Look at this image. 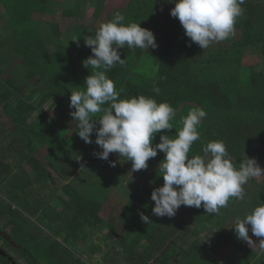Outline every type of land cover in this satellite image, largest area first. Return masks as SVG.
<instances>
[{
    "label": "trees",
    "instance_id": "obj_1",
    "mask_svg": "<svg viewBox=\"0 0 264 264\" xmlns=\"http://www.w3.org/2000/svg\"><path fill=\"white\" fill-rule=\"evenodd\" d=\"M105 1L0 0L1 196L8 197L28 213H40L41 219L51 224L64 221L63 226L52 225V232L55 236L60 235L63 241L72 240L74 246L85 240L87 234L91 239L100 233L105 239L103 244L111 239V243H107L111 244V251L109 247L106 250L114 257L123 255L127 264H148L153 256L157 257L152 260L155 264H264V254L254 248L256 242L252 240L255 243L250 246L238 239L230 226L235 223L231 220L243 219L255 207L264 204V175L260 181L256 177L250 179L243 186L244 199L230 198L219 214H207L204 209L200 212L199 232L205 230L207 221L213 220L214 235L223 236L214 246L213 254L201 241L199 247L174 244L172 235L176 231L173 226L161 234L159 220L162 217L152 213L151 193L150 201L137 192L128 198L124 211L135 210L136 213H123L121 224L124 228L118 235L110 218L102 213L106 196L100 203L92 198L91 192L85 197L84 192L80 193L66 183L61 186L66 195L64 198L50 187L48 177L55 163L49 147L57 141L56 135L61 128L62 139L66 142L72 139V142L68 145L70 150L62 144L57 145L61 152H56L60 156L58 160L62 156L70 160L89 159V153L102 150H98L94 142L85 143L74 131L75 122L70 115L74 109L69 107V98L71 90L85 89V78L93 71L82 65V61L92 55L83 37L94 36L100 24L114 18L109 15L103 19ZM159 4L168 6L162 16L155 13ZM173 6L165 0H128L119 11L125 17L123 23H139L151 30L157 46L147 50L129 49L125 45L118 49L125 63L117 64L106 74L121 99L144 95L158 103L167 102L175 110L176 116L171 121L174 127L166 135L175 136L182 126L181 118L194 108H202L207 115L197 127L200 139L193 143L189 157L203 156L202 148L207 142L223 141L235 167L239 168L240 162L249 157L255 159L264 172V0H244L243 13L237 17L233 33L206 49L194 42L177 40L182 25L178 18L170 15ZM88 7H92V19L82 21ZM61 19L70 22V26L62 30ZM234 40L237 47L231 45ZM224 42L229 44L224 46ZM247 52L258 54V64L242 63ZM145 53L158 62V72L153 76L136 71L135 66ZM154 86L159 88V95L153 91ZM3 117L6 122L1 120ZM94 119L99 127L98 118ZM69 131L70 138L65 136ZM90 138L95 141V132ZM153 140L159 142V139ZM79 148L84 149L82 155ZM158 156L164 158V153L159 150ZM23 163L29 167L28 171ZM31 188L51 189L44 195L46 200H33L29 197L30 192H34ZM49 199H59L61 209L56 210ZM12 205L9 203L10 209H13ZM142 206L148 207L138 211L137 208ZM48 210L59 214L52 218ZM63 212L74 217L80 215V218L68 221L63 218L67 214L61 216ZM140 212L152 223L141 221ZM103 229H106L105 233ZM142 237L148 244L141 243ZM176 238L181 240L183 236L176 235ZM54 242L64 252L71 253L58 240ZM91 244L89 254H99L100 244L95 241ZM139 244L145 246L144 253H149V258L142 252H135ZM222 246L229 249L219 260L215 255ZM51 252L56 255V248H51Z\"/></svg>",
    "mask_w": 264,
    "mask_h": 264
},
{
    "label": "clouds",
    "instance_id": "obj_2",
    "mask_svg": "<svg viewBox=\"0 0 264 264\" xmlns=\"http://www.w3.org/2000/svg\"><path fill=\"white\" fill-rule=\"evenodd\" d=\"M174 6L170 15L178 18L185 35L201 49L213 42L229 38L234 31L237 17L243 13L244 0H165ZM120 12L113 20L99 25L94 36L84 38L92 55L82 65L93 71L85 78L84 90L70 92V115L75 122L74 131L85 143H95L102 149L95 153L100 159L108 160L110 153L131 161V171L148 167L147 161L157 156V150L164 153L159 164L162 186L151 192L154 201L152 213L155 216L172 217L183 205L203 207L207 214H219L227 207L230 198L244 199V185L250 179L264 175L255 159L247 157L234 166L228 158L223 141L207 142L202 148L203 156L189 157L195 141L200 139L197 130L207 113L202 108L190 110L181 118V127L175 136L161 134L159 142L152 144L154 135L173 128L171 121L175 110L167 102H157L144 95L121 99L113 81L106 74L117 64L123 65L118 49L125 45L129 49L155 48L156 42L151 30L139 23L125 24ZM153 91L159 95V88ZM99 114V115H97ZM98 118L99 127L96 126ZM95 132V141L90 137ZM115 166V162H110ZM141 221L152 223L143 212ZM238 239L250 246L255 242L251 233L259 237V251L264 254V204L255 207L243 219L230 225Z\"/></svg>",
    "mask_w": 264,
    "mask_h": 264
},
{
    "label": "rangeland",
    "instance_id": "obj_3",
    "mask_svg": "<svg viewBox=\"0 0 264 264\" xmlns=\"http://www.w3.org/2000/svg\"><path fill=\"white\" fill-rule=\"evenodd\" d=\"M56 1L59 2V1H62V0H56ZM127 2H128V0H106L105 3H104V6L102 8V17H104L103 19H105V17H107L109 15H114L116 12H119L121 9H123L125 7ZM167 7H168L167 5L159 4L157 6V11L155 13L157 15H159V16H162L164 13L167 12ZM91 13H92V7H88L86 16L81 18V20L82 21H91V19H92ZM60 23H61L60 24V28L62 30L65 27L70 26L69 25L70 22L66 21L65 19H61ZM177 40L184 41V42H191L190 38H188L185 35L183 27L181 28V30L179 32ZM235 42H236V40H234V42L231 43V45L233 47H237V43H235ZM214 44H215V42L211 43L210 45L213 46ZM227 44H229V43L224 42V46H227ZM258 62H259V56H258L257 53H249V52H247L245 54V56L242 58V63L244 65H254V64H258ZM135 67H136V71L137 72H140V73L144 72L146 75H150V76H153L155 73L158 72V62H157V60L154 57H152L151 55H149L148 53H145L138 60V63H137V65ZM52 114L53 113H51V115ZM185 116H187V115H185ZM1 120L3 122H6V119L4 117ZM6 128L10 129L9 125H7ZM175 129L176 128H174V130ZM171 130H172V128L165 130V134H170ZM62 131H63V128H61L60 131L56 135V140L57 141L52 143L51 147H49V149L52 148L51 151H50V154H52L51 157H52V159H53V161L55 163V166L53 167V170L51 171V173L55 172V173L61 174V173H64L62 171V169L67 168L68 171L70 170L67 177L69 178L68 182L71 185V188L76 190V191L79 188L80 193L84 191V193L87 196V194L97 185L96 182L98 180H95V181L94 180H88L87 182H84L83 180H81V174L79 172H80V170L82 169L83 166H79V165H83V163H82L83 161H79L78 160L79 157L77 158V160H74V159L70 160V159L63 158L65 156H62L61 157L62 159L58 160V158L60 156H58V154L56 155V152H59V153H61V152L59 151V149H57L58 148L57 145H61L62 144L65 147L67 146L68 150H70L68 145L72 142V139H69L68 142H66V140L62 139V135H63ZM161 134H162V132H158L156 134V136H154V138L159 139ZM69 135H70V131L65 136H68L70 138ZM156 143H158V141H155V140L152 141L153 145H155ZM99 149L100 148L98 146V150ZM42 150L44 151V148H42ZM98 150L96 149L95 151H98ZM78 151H79V153L81 155H82V153H84V149L83 148H79ZM158 152H159V150H157V155H158ZM118 156H119V154H118ZM82 158H85V157H82ZM98 159L103 161V171H108V169L111 167V164L109 162L117 160V159H114V155L112 153H110L108 160H103V159H100V158H98ZM150 160L152 161V163H156V161H157V159L155 157L154 158H150ZM106 162L109 163V166L105 165ZM94 164H95V160H93V159L89 160V166H94ZM156 165H159V163H156ZM23 167L27 171L29 170V167L26 165V163H23ZM75 170H77V171L75 172ZM142 171H144V170H142ZM149 171H152V170H149ZM157 175H160V168H158V171L155 174V176H157ZM52 176L50 178L54 179L56 187H51V186L50 187L54 188L55 190H59V188H61V186H63V184L65 182L62 181L59 177L55 176V174H53ZM121 176H122V174H121ZM262 178H263V175L262 176H257L256 180L260 181ZM82 187H83V190H81ZM51 188H49V189H51ZM45 189H47V188H45ZM32 190H34V188L30 189V191H32ZM36 190H37V188H36ZM47 191L48 190H45L42 195H45L47 193ZM1 193H3V192L1 191ZM125 193H127V192L125 191ZM64 196L66 197L65 193H64ZM2 199L4 201H7L8 203L13 204L12 207L16 208L19 211V214H20V216L22 218L26 219V221H28L30 223L32 222V224L36 228H38L40 231H42L45 234L46 233H50L52 235H55V234H53L52 229H51L52 225H59V226H63L64 225L62 223L64 221H62V220H57L53 224H51L50 222H46L43 218H42L43 219V221H42V219H41L42 215H39V214L36 215L35 213L32 214L31 212L28 213L26 210L22 209V207H20L17 203L16 204L12 203L9 200L8 197H6V199L4 197H2ZM113 199H114L113 197H110L108 199V201H105L104 212H106L105 213L106 215H103L104 217L107 216V211L109 209H112V211H114L116 209L115 208L116 206H117V208L121 207V202H125L126 198H124V196H120V197L118 196V198H116L114 200ZM117 199H118V201L116 202ZM50 203L53 206H55L56 210L59 211L61 209V203L59 202L58 199H51ZM17 205H18V207H16ZM47 212L49 213V215H52V218H54L56 215L59 214L57 211H52V210H48ZM44 213L45 212H43V214ZM128 213H136V211L135 210L133 212H131L130 210L124 211V215H126ZM65 214H67V212H63L61 214V216L65 215ZM117 215L120 217L119 213ZM63 218H65L68 221L71 220V219L78 220L80 218V215L77 216V217H74V215L70 213V214L65 215ZM85 228H87V226H85ZM105 231H106V229H103V233H105ZM62 235H63V233H62ZM98 235H99L98 237H92L91 236V239H90V235L87 234L86 239L82 240L81 242H79V244L76 245V246H74V242L72 240L63 241V238L59 237L60 235H56V237L58 236V238H57L58 242L60 244H62L64 247L69 248L71 253L70 254L67 253L68 255H65L63 252L56 250V255H53V254L49 255L46 251L42 255V250H41V248H39L42 262L48 263L49 261H51L54 264H111V260H113L112 264H119V263L120 264H127V262H125V260H123V255H119V256L114 257L113 255H111L109 253L111 251V247L112 246H111V244H107V243H109L111 239L106 240L107 243L103 244V241H105V239H102L100 233ZM249 236L251 237L252 240H254L256 242V244L254 245V248H259V241L258 240L261 239V238L256 237L253 234H250ZM92 241H95L96 244H100V246L102 247L101 251L99 252V254L98 253H95L93 255L89 254L88 248L91 247V245H92L91 242ZM56 247H58V246H56ZM108 247H109V252L106 250ZM228 249H229V247H224V252H226ZM134 250H135V252H142V255H144V256H146L148 258L150 257L149 253H147V254L144 253L145 246L142 245V244H139V246H136V248ZM215 256L219 260L222 259L221 258L222 255H221L220 252L216 253ZM54 258H57L59 260H53ZM61 258H64V260H61ZM116 258H118V259H116ZM156 258H155V256H153L150 259V262L148 264H155L152 260H154ZM235 258H237V257H235Z\"/></svg>",
    "mask_w": 264,
    "mask_h": 264
},
{
    "label": "crops",
    "instance_id": "obj_4",
    "mask_svg": "<svg viewBox=\"0 0 264 264\" xmlns=\"http://www.w3.org/2000/svg\"><path fill=\"white\" fill-rule=\"evenodd\" d=\"M44 149H46L44 147ZM96 152L89 153L90 157L88 158H78L79 161H83L82 169L80 170L81 174V180L84 182H87L88 180H98L96 183L97 185L90 191L93 194V199L100 201V203L103 202V197L106 196L108 199L110 197H113L114 199L118 198V196H124L125 202H121V207L117 208L114 211L112 209H109L107 211L106 218H110V221L113 223V225L118 230V235L123 232L124 226L121 224L122 222V215L124 213V206H126V203L129 201V197H131L134 192H137L141 194L143 197L146 196L148 200L150 201V193L155 187L162 186L163 184V177L161 175L155 176V174L158 171L159 165H156V163H159L163 160V158H160L158 155L155 157L157 159L156 163H152V161L149 159L147 161L148 167L146 169H143L144 171H131V161H124V157L118 156V153H112L114 155V159H117L115 161V166H112L108 169V171H103V162L102 160H99L98 156L95 155ZM88 159V160H87ZM95 160L94 166H89V160ZM110 163V162H109ZM109 163H105L106 166H109ZM65 169V170H64ZM62 171L64 173H51L49 176L51 177L53 174L55 176L59 177L62 181L65 183V185L68 182V169L64 168ZM53 170V169H52ZM51 170V171H52ZM152 170V171H149ZM77 170H75L76 172ZM122 174V176H121ZM161 174V173H160ZM72 175V174H71ZM53 177V176H52ZM53 179V178H50ZM56 187V184L55 186ZM61 189V188H59ZM79 190V188H78ZM83 190V187L81 188ZM125 191L127 193H125ZM84 192V191H83ZM88 196V194H87ZM86 197V195H85ZM113 199V200H114ZM118 199L116 200V202ZM105 202L103 203V209L102 213L103 215H106L104 212L105 208ZM118 204V203H117ZM148 206H142L138 207V211L146 209ZM203 207L201 208H195V207H189V206H181L177 211L176 214L172 217L163 216L159 221L162 224V227L160 229V233L162 234L164 231H170L169 226H173L174 230L176 231L175 234L172 235L174 239L173 242L176 245H183L184 247L188 245H194L195 247H199L198 242L201 241L207 248H210V253L213 254L215 251L214 246L216 247V244L220 242L223 239L222 235L215 236L214 235V221L211 220L209 223L206 222L205 230H202L199 232V229L197 228L199 226V214L202 212ZM120 214V217L117 214ZM232 223L235 222L234 220H231ZM230 221V222H231ZM228 223V226L230 224ZM227 226V225H226ZM225 226V230H226ZM198 229V232H197ZM176 235H181L183 238L179 240L176 238ZM219 238V240L217 239ZM142 244H148L145 237H142ZM224 247L222 246L221 250L217 249L216 253H221V258L223 259L224 256H226V252H224ZM221 259V260H222Z\"/></svg>",
    "mask_w": 264,
    "mask_h": 264
},
{
    "label": "flooded vegetation",
    "instance_id": "obj_5",
    "mask_svg": "<svg viewBox=\"0 0 264 264\" xmlns=\"http://www.w3.org/2000/svg\"><path fill=\"white\" fill-rule=\"evenodd\" d=\"M48 180L50 186L53 187L55 185L54 179L48 177ZM52 189L65 198L63 190ZM44 191L43 189L34 190V192H30L29 197L33 200H46L45 196L42 195ZM48 194L46 193V195ZM59 202L61 203V201ZM38 214L40 215V213H36V215ZM57 238L58 236L50 233H43L32 222L26 221L20 216L16 208L10 209L9 203L4 201L0 195V264H54L51 261L42 262L39 248L42 250V255L45 251L49 255L53 254L51 248L52 250L56 248L57 251L68 255L60 247H56L54 241Z\"/></svg>",
    "mask_w": 264,
    "mask_h": 264
}]
</instances>
